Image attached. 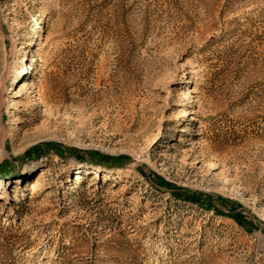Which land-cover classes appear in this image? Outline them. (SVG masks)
Here are the masks:
<instances>
[{"label":"rangeland","instance_id":"rangeland-1","mask_svg":"<svg viewBox=\"0 0 264 264\" xmlns=\"http://www.w3.org/2000/svg\"><path fill=\"white\" fill-rule=\"evenodd\" d=\"M0 165V264H264V0H0Z\"/></svg>","mask_w":264,"mask_h":264},{"label":"trees","instance_id":"trees-1","mask_svg":"<svg viewBox=\"0 0 264 264\" xmlns=\"http://www.w3.org/2000/svg\"><path fill=\"white\" fill-rule=\"evenodd\" d=\"M49 148L54 149L61 156H64L67 153V149L63 148L62 145H59L56 143H47L44 146H38V147H35L33 150H29L26 153V156L27 157L39 156V154H42L44 151L49 150ZM70 150L73 153V155L80 161H89V162H94V163L102 164V165H110L111 161H116V162L121 163L122 161L128 158L126 155L110 156V155L101 154L98 152H89V154L86 155L77 149H70ZM10 171L12 170L9 167H3L2 165H0V177L2 178L7 177ZM155 185H157L160 188H167L173 191L175 195L177 196V198L179 199L188 200V201H191L193 203H198V204L202 202V199L199 195L185 194L183 192L181 193V191H183L181 188H175L172 185V183H170L169 181L157 175H156ZM22 203L20 202L19 206H21ZM218 212L220 214H224L221 211H218ZM227 215L233 218L242 227H246L247 229L256 227V223H254L251 220L250 221L247 220V218L242 214L241 211L237 210V208H234L231 211H229ZM9 230H11L10 226L0 228V232H5Z\"/></svg>","mask_w":264,"mask_h":264},{"label":"bare ground","instance_id":"bare-ground-1","mask_svg":"<svg viewBox=\"0 0 264 264\" xmlns=\"http://www.w3.org/2000/svg\"><path fill=\"white\" fill-rule=\"evenodd\" d=\"M24 169H27V165L25 166V168ZM19 181V180H18Z\"/></svg>","mask_w":264,"mask_h":264}]
</instances>
